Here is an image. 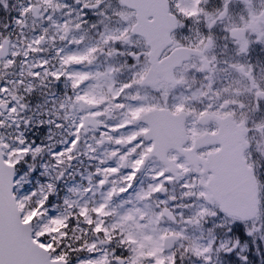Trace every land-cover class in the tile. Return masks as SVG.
I'll use <instances>...</instances> for the list:
<instances>
[{
    "label": "flooded vegetation",
    "instance_id": "1",
    "mask_svg": "<svg viewBox=\"0 0 264 264\" xmlns=\"http://www.w3.org/2000/svg\"><path fill=\"white\" fill-rule=\"evenodd\" d=\"M172 2L169 39L149 13L151 37L135 34L137 14L121 0H0V49L18 50L13 82L0 73L16 196L31 193L38 209L34 197L48 195L45 205L66 211L65 243L81 225L116 261L149 208L170 209L168 234H187L192 199L202 187L210 199L204 163L221 128L264 188V0H193L191 11Z\"/></svg>",
    "mask_w": 264,
    "mask_h": 264
},
{
    "label": "rangeland",
    "instance_id": "2",
    "mask_svg": "<svg viewBox=\"0 0 264 264\" xmlns=\"http://www.w3.org/2000/svg\"><path fill=\"white\" fill-rule=\"evenodd\" d=\"M177 1L182 8L185 7L190 11L194 4L193 0ZM17 53L16 46L12 45L11 57L0 64V73L9 80L6 82L8 84L13 82L17 72V66H15ZM10 70L12 71L10 72ZM25 70L28 72L27 75H30L29 72L33 68L27 66ZM11 89L10 86L9 90ZM14 115L15 110L11 112V116ZM198 194L201 196L200 198L192 199L196 202L192 216L194 225L186 230L187 234L185 232L183 234V240L180 244L181 256L189 259L191 264H245L247 258H250V264H260V260L264 261V258H259L255 253L257 248H264V219L262 214H259L249 225H243L240 224L239 219L221 213L214 202L208 197L205 198L206 194L208 195L205 188L202 187L198 190ZM79 195H81V188L78 192ZM47 197L48 195L34 197L37 200L38 209L29 207L31 198H33L31 193L25 192L17 197V200L24 220H30L34 214L40 216L34 225L35 238L40 244L50 249L56 237L59 236L58 234L68 228V223L66 211L64 212L61 206L43 207ZM65 201L69 202V199ZM48 209L54 213H49ZM147 212H151L150 208L149 211L147 209ZM147 212L144 211V215ZM161 218L162 214H152L147 222L136 223L134 231L129 232L128 243L122 247L128 251V258L125 256L127 264H174L172 253H166L163 249V237L172 229V226L168 222H163ZM197 219H201L205 223L198 225L196 224ZM239 227L242 228L240 233L243 234V239H238ZM73 230L75 235L81 238L88 234V230L81 225L74 226ZM94 243L96 244L95 241ZM251 251L254 253L251 254ZM109 256L105 250H100L97 254L83 257L75 264H119L116 260L110 259Z\"/></svg>",
    "mask_w": 264,
    "mask_h": 264
},
{
    "label": "water",
    "instance_id": "3",
    "mask_svg": "<svg viewBox=\"0 0 264 264\" xmlns=\"http://www.w3.org/2000/svg\"><path fill=\"white\" fill-rule=\"evenodd\" d=\"M139 15L138 32L143 31L145 13L159 12L158 20L169 22L170 4L168 0H123ZM164 14V16H163ZM172 28L166 29L169 32ZM9 45L0 50V59L9 56ZM219 141V140H218ZM223 149L212 156L208 167L214 172L209 183L212 198L221 206L222 211L236 215L243 220L253 219L258 212V186L253 172L247 168L245 160L236 165V174H226L223 165ZM238 172V173H237ZM15 167L6 163L0 145V264H67L53 259L49 250L34 240L31 222H24L14 194ZM166 215L168 212L166 211ZM176 235L165 238V249L171 251L179 242Z\"/></svg>",
    "mask_w": 264,
    "mask_h": 264
},
{
    "label": "trees",
    "instance_id": "4",
    "mask_svg": "<svg viewBox=\"0 0 264 264\" xmlns=\"http://www.w3.org/2000/svg\"><path fill=\"white\" fill-rule=\"evenodd\" d=\"M58 256H59V257H61V258H63V257H64V258L66 259V257H67V254H63V255H62V253H60Z\"/></svg>",
    "mask_w": 264,
    "mask_h": 264
}]
</instances>
